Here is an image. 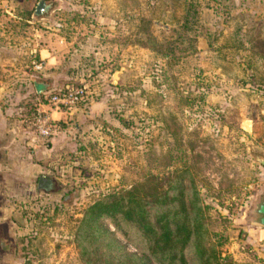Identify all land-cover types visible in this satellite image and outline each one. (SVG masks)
<instances>
[{
	"label": "rangeland",
	"instance_id": "obj_1",
	"mask_svg": "<svg viewBox=\"0 0 264 264\" xmlns=\"http://www.w3.org/2000/svg\"><path fill=\"white\" fill-rule=\"evenodd\" d=\"M37 1L0 0V87L9 95L6 104L12 103L13 91L27 93L25 104L41 102L30 81L24 87L12 82L17 65L29 77L42 79L48 71L28 59L29 31L25 39L1 34L9 29L8 17L34 11ZM205 3L211 1L198 0L191 8L187 0L52 2L48 13H81L78 28L105 27L109 35L86 37L85 44L96 49L92 63H66L49 71L53 76L42 100L65 84L83 87L85 97L55 118L59 145L47 147L45 154L38 151L37 164L52 180L50 190L36 191L35 180L29 185L0 174V237L10 249L1 254L0 264H80L71 233L82 210L100 194L140 181L147 172H165L170 131L208 205L209 229L227 236L223 253L228 241L242 240L238 219L246 214L248 221L264 196V166L256 160L264 158V0H237L242 17L207 9ZM183 10L189 11L186 19ZM235 21L243 23L240 44L232 37ZM246 39L256 46L257 57ZM163 69L168 82L159 77ZM157 112L171 126L167 130L163 123L156 139L161 149L157 153L155 147V153L163 162L149 167L145 161L153 155L146 145L157 133L150 124ZM245 256L241 261L231 256L232 264L261 262L251 253Z\"/></svg>",
	"mask_w": 264,
	"mask_h": 264
},
{
	"label": "trees",
	"instance_id": "obj_2",
	"mask_svg": "<svg viewBox=\"0 0 264 264\" xmlns=\"http://www.w3.org/2000/svg\"><path fill=\"white\" fill-rule=\"evenodd\" d=\"M209 1L211 4L205 3L207 9L243 16L238 13L244 12L232 0ZM187 2L190 8L194 2L198 4V0ZM26 10L24 19L32 13L31 9ZM183 12L186 13V19L189 11ZM80 17V13H73L72 16L66 14V18H60L58 21L59 26L62 21V33L69 31V21H77ZM236 22L232 28V37L240 44L243 23ZM5 24L9 27L7 31H14L15 28L25 30L27 27L22 21L15 22L12 19H8ZM246 40L249 42L247 48L257 57L256 46L250 45L249 39ZM165 72L166 69H163L159 77L163 76L168 82ZM66 86L65 84L64 87ZM45 90L47 88L35 95L41 102L45 101L41 96ZM54 91L56 90L47 91V94ZM34 109L35 104H28V113L23 119L28 120ZM119 123L123 126L126 124L121 118ZM163 123L169 130V119L161 118L157 112L150 123L157 133L151 136L146 145L147 152L153 155L145 161L149 167L152 164L160 166L163 162L162 156H156L154 149L156 147V152L160 153L161 147L156 139L159 140V130H162ZM170 133L172 141L167 146L168 165L165 172H147L140 181L100 194L82 210L71 233V242L80 264H232L231 256L222 251L227 236L224 232L209 229L208 205L199 190L190 163L179 148L178 138L172 131ZM116 232L125 238L132 250L119 240Z\"/></svg>",
	"mask_w": 264,
	"mask_h": 264
},
{
	"label": "crops",
	"instance_id": "obj_3",
	"mask_svg": "<svg viewBox=\"0 0 264 264\" xmlns=\"http://www.w3.org/2000/svg\"><path fill=\"white\" fill-rule=\"evenodd\" d=\"M232 1L236 4L237 0ZM238 9L241 11L240 8ZM48 12L41 15H34L32 11L26 19L23 18L24 13H14L15 15L12 16V20L15 22L22 21V23L27 25L26 29L19 30L15 28L14 31L2 30V36L5 35L16 38L24 37V39L28 37L27 32L29 31L30 40L33 44L28 49L29 53H31L28 59L30 56L33 57L35 63H37L36 66L40 64L45 66V70H48L44 71V74H42L45 78L41 79L37 76L29 77L28 72H26L23 67H19L16 63L17 68L12 79V82L15 84L13 87H24L29 81L32 83L33 80L47 83L49 78L53 76L49 71L57 65H65L66 63H83V65H88L92 63V59L95 58L93 54H95L94 51L96 49L85 44L86 37L93 36L102 38V36L109 35L105 27L96 28L90 24H84L78 28L75 20L69 21V31L62 33V21L59 26L58 20H60V18H66L67 13H57L61 15L59 18V16H55L56 13ZM80 16L82 17V15ZM8 18L10 19L11 17ZM50 18H52V24L49 25L47 21ZM31 23H34V25H31ZM39 36L42 37V40L39 39ZM79 36L81 39L78 40ZM23 52V47H21L19 54ZM101 58L100 60H103ZM19 59L23 60L22 57ZM36 66L35 68L37 69L38 67ZM21 93H23V91ZM21 93H17L16 91L10 93L13 98L11 99L12 103L6 104L7 102L4 101V99L6 100L9 98V95H7L4 87H0V174L4 171V175L8 174V176L13 179L19 178L22 181L25 180L29 182V185L31 180H35L36 191H39L36 186L37 178L39 175L46 174L40 170L42 167L37 164L38 159L36 157L38 151L45 154L47 152V147L59 145V141H57L59 137H56L57 133H55L46 145H43V142L36 138L28 122L23 119L28 113L27 108H25L28 103H23V98L28 95H26V92L23 94ZM59 112L62 111H51V116L54 119L58 116L60 117L61 114ZM62 142H67V138L63 139ZM244 215L238 219V223L245 234L239 242L236 240L227 242L228 253H230L235 260L241 261L248 259L245 256L248 252L251 253L255 259L261 261L259 264H264V196L254 204L250 214L246 216L249 219L248 221H246ZM1 241L3 242L2 237H0V242ZM241 245L246 249H241ZM3 252L4 251L0 249V257L3 256L1 255Z\"/></svg>",
	"mask_w": 264,
	"mask_h": 264
},
{
	"label": "built area",
	"instance_id": "obj_4",
	"mask_svg": "<svg viewBox=\"0 0 264 264\" xmlns=\"http://www.w3.org/2000/svg\"><path fill=\"white\" fill-rule=\"evenodd\" d=\"M84 95L85 90L79 85L66 86L48 93L44 102L36 104L34 112L28 120L36 138L42 142L49 140L56 130V121L51 116V111H70Z\"/></svg>",
	"mask_w": 264,
	"mask_h": 264
},
{
	"label": "water",
	"instance_id": "obj_5",
	"mask_svg": "<svg viewBox=\"0 0 264 264\" xmlns=\"http://www.w3.org/2000/svg\"><path fill=\"white\" fill-rule=\"evenodd\" d=\"M55 0H52L51 2H45L44 0H38L37 4L34 7L33 14L34 15H41L44 13H47L51 7H52V2ZM33 85L36 88V91L39 93L40 91H43L47 87V83L45 82H40V81H35L33 80ZM256 160L264 166V158L257 157ZM52 186V180L49 176L47 175H39L37 178V189L38 190H44L48 191L51 189ZM2 243L0 242V245Z\"/></svg>",
	"mask_w": 264,
	"mask_h": 264
},
{
	"label": "flooded vegetation",
	"instance_id": "obj_6",
	"mask_svg": "<svg viewBox=\"0 0 264 264\" xmlns=\"http://www.w3.org/2000/svg\"><path fill=\"white\" fill-rule=\"evenodd\" d=\"M36 186H37V181H36ZM51 188H52V186H51ZM1 245H0V249L1 250H3L4 252H7V251H9L10 249H9V247L7 248V246H4V244H3V242L1 241Z\"/></svg>",
	"mask_w": 264,
	"mask_h": 264
}]
</instances>
